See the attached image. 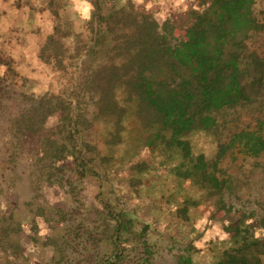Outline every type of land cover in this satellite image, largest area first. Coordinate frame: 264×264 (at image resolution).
<instances>
[{
    "label": "rangeland",
    "instance_id": "374dc122",
    "mask_svg": "<svg viewBox=\"0 0 264 264\" xmlns=\"http://www.w3.org/2000/svg\"><path fill=\"white\" fill-rule=\"evenodd\" d=\"M49 1L24 0L25 11L20 17L25 18L28 7L29 16L34 10L45 29L53 31L57 20L47 18ZM71 3L73 8L63 10L59 23L63 31L70 30V35L60 40L64 54L60 67L55 60L46 64L39 57L47 32L15 28L18 38L19 32L22 36V47L10 50L14 58L8 59L7 51L0 48L4 51L0 52V213L4 219L0 249H22L20 256L4 251L8 254L4 259H11L13 264H102L109 259V264H177V257L188 250L192 264H212L233 244L230 222L239 223L240 228L247 226L248 238L264 241V153L252 157L237 150L227 152L221 166L230 176V188L210 195L191 179L177 181L161 166L151 172L131 171V166L138 164L152 169L169 154L171 159L179 157L181 151L167 152L163 144L146 145L148 130L136 116V101L126 99L123 91L115 95L125 109L118 130L112 121L95 117L99 94L88 80L107 55L115 54L116 43L109 35L101 46L95 44L98 15L124 6L137 18L155 19L166 40L175 44L192 22L191 15L207 10L211 0ZM251 10L257 19L264 20V0H255ZM120 31L116 33H123ZM40 36L43 39L36 45ZM26 46L29 51H25L32 54L29 59L23 58ZM247 47L264 57V33L252 35ZM9 65L14 75L7 73ZM23 71H30L32 76L25 77ZM47 100L58 109L41 127H33L37 131L20 130L14 116L19 120L22 110L40 109ZM258 107L255 113L246 108L229 111L223 119L227 127L221 133L226 136L247 123L258 127L254 121ZM80 110L84 123L72 129L73 146L61 124L66 126L67 115L74 118ZM28 114L37 120L42 117L36 112ZM223 135L200 130L188 138L194 153L214 157L218 138L222 140ZM73 153L88 164L84 172V161L74 160ZM132 175L138 180L131 178L130 183ZM185 196L189 197L187 219L177 217L175 211ZM47 233L49 237L43 236ZM144 242L149 253L143 249ZM257 264H264V255H259Z\"/></svg>",
    "mask_w": 264,
    "mask_h": 264
},
{
    "label": "trees",
    "instance_id": "16d2710c",
    "mask_svg": "<svg viewBox=\"0 0 264 264\" xmlns=\"http://www.w3.org/2000/svg\"><path fill=\"white\" fill-rule=\"evenodd\" d=\"M254 2L211 0L207 10L191 15L192 22L185 28L183 38L175 44L166 40L165 32L155 19L150 16L137 18L124 6L98 15L95 44L101 46L109 35L114 36L116 43L113 46L115 54L107 55L92 70L88 80L90 87L99 94L95 117L112 121L117 130L121 127L125 109L115 96L121 90L126 99L136 101V116L148 130L146 145L155 147L163 144L167 152L171 149L181 151L179 157L172 160L169 154L161 163L156 162L152 169L146 170L138 164L131 166V171L145 173L161 166L173 173L177 181L191 179L196 186L206 188L210 195H214L231 185L230 176L221 166L222 157L227 152L237 150L252 157L264 153V57L247 47V40L252 35L264 33V20L257 19L251 10ZM47 7L57 22L39 57L46 64L55 60L60 67L64 57L60 40L70 35V30L63 31L59 25L60 13L73 6L70 0H50ZM117 30L123 33L117 34ZM8 69L7 73L14 75L10 65ZM58 100L57 103H61ZM52 105L54 102L47 100L41 103L40 109L22 110L19 120L14 116L15 124L22 131H37L32 130L33 127H41L45 118L58 109ZM257 106L254 121L258 127L247 123L226 136L221 133V129L227 127L223 119L229 111L246 108L255 113ZM33 112L42 117L37 120L28 114ZM61 112L65 114V111ZM81 115V110L74 118L67 115L68 124H61L73 146L72 129H78L79 124L84 123ZM200 130L223 135L222 140L218 138L214 157L193 152L188 137ZM71 155L74 160L84 161L81 173L84 172L88 165L84 158L76 153ZM131 178L138 180L132 175L130 183ZM99 196L100 192L97 198L100 201ZM188 198L185 196L184 201L178 203L177 217L188 218ZM124 223L119 221V225ZM230 225L233 244L222 250L212 264H257L259 255H264V241L248 238L247 226L240 228L239 223L233 225L231 222ZM144 246L145 252L149 253L146 242ZM188 252L177 257V264H192ZM116 256L119 258L120 252ZM109 261L102 264H109Z\"/></svg>",
    "mask_w": 264,
    "mask_h": 264
},
{
    "label": "crops",
    "instance_id": "0c3cea01",
    "mask_svg": "<svg viewBox=\"0 0 264 264\" xmlns=\"http://www.w3.org/2000/svg\"><path fill=\"white\" fill-rule=\"evenodd\" d=\"M23 1L24 0H0V10H1L0 11V48L7 51V55H9L7 57L8 59H9V57L14 58V55L9 53L10 50H13V48L22 47V43H21L22 36L19 32V38H18L17 34L13 31L15 28H19L23 31L25 28H27V31H30L29 28H33L34 31H36L40 34H44V32H47V35L52 32L51 28L50 29L47 28V30L45 29V23L42 21V19L37 14V12H34V10H32L33 12L31 13V16H29V8L28 7H27L25 18L20 17L21 13H23L25 11V8L22 7ZM19 2L21 4H19V6H17V3H19ZM45 8H48L47 5ZM46 11L48 13L47 18L54 19L50 10L47 9ZM62 13H64V12L62 11L60 14H62ZM14 34H16V35H14ZM24 37H26V36H24ZM47 37H46V39H47ZM42 39H43L42 36H40V41L36 45H38ZM46 39L44 40V42L42 41L43 43H41L42 44L41 46L44 45ZM18 41H20V42L18 43ZM25 48H27V51H29L27 46L23 48L24 49L23 58L27 57L26 59H29V57H32V54H31V52H29V53L26 52ZM33 48H34V46L31 49H33ZM2 51L0 50L1 53L4 52V51L3 52ZM11 62H13V61L11 60ZM16 73H18V72H16ZM18 74H17V76H18ZM23 75H25V77L29 78L32 76V73L30 71H23ZM2 206H3V204H0L1 209H2ZM3 221H4L3 215H2V213H0V235L4 234L3 233L4 227L2 226ZM16 226L18 227L17 223H16ZM48 235L49 234L47 233L43 236L49 237ZM4 251L7 252L8 254L14 253V251H15L18 256H20L22 254V249H19V248L18 249L17 248L12 249V251H10V250H4ZM4 251L2 249H0V264H7V262L9 264H13V261L11 259H9L8 261H7V259H4L7 257L6 255H8V254H5ZM19 252H20V255H19ZM42 256H45V254L43 252H42ZM24 258L28 259L27 254H24ZM31 263H32V261H31ZM16 264H18V263H16Z\"/></svg>",
    "mask_w": 264,
    "mask_h": 264
}]
</instances>
